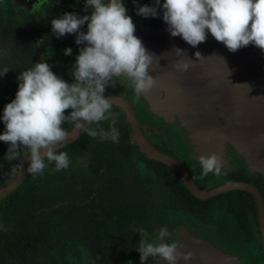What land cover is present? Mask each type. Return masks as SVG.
<instances>
[{
  "label": "clouds",
  "instance_id": "1",
  "mask_svg": "<svg viewBox=\"0 0 264 264\" xmlns=\"http://www.w3.org/2000/svg\"><path fill=\"white\" fill-rule=\"evenodd\" d=\"M133 5L138 16L161 17L172 37H180L193 48L206 42L210 34L229 52L250 44L264 52V0H153L151 6H140L138 0H133ZM89 10L90 15L66 12L50 21L57 38L75 34V43L83 45L71 70L74 82H66L46 60H40L17 75L15 98L4 106L0 141L9 145L4 159L19 160L21 173L25 171V160L26 171L33 176L44 173L46 161L54 163L56 171L70 166L68 154H57L55 150L69 137V130L62 127L65 122L89 137L118 143L120 132L115 125L119 115L112 111L106 88L122 81L130 84L135 97H140L156 85V77L149 75L155 55L134 35L136 25L124 0H84V11ZM85 24L86 32L81 31ZM173 50L177 57L185 54L180 48ZM71 53V48L64 51L66 56ZM10 55V49L0 48V60ZM195 56L202 58L199 52ZM191 66L192 60L186 59H177L172 65L178 72H187ZM9 70L0 67V77ZM66 110L71 111L66 115ZM105 121L109 122L108 130L100 127ZM93 124L97 127H91ZM197 160L203 176L222 174L223 159L218 153L200 155ZM139 231L136 250L141 264H147L149 258L156 264L161 260L166 264H188L195 259L193 252L181 251L182 245L175 240L169 242L173 233L167 226L159 228L152 242L145 229Z\"/></svg>",
  "mask_w": 264,
  "mask_h": 264
},
{
  "label": "trees",
  "instance_id": "2",
  "mask_svg": "<svg viewBox=\"0 0 264 264\" xmlns=\"http://www.w3.org/2000/svg\"><path fill=\"white\" fill-rule=\"evenodd\" d=\"M44 19L47 28L51 29L50 21L61 16V8L75 9L76 4L84 0H49ZM127 10L133 5V0H124ZM153 0H138V4L151 6ZM12 35L8 26L0 34V41ZM16 71L20 67L15 66ZM18 85L15 83H0V115L4 106L14 98ZM112 111L118 113L119 120L115 125L119 132V142L101 141L92 138L84 132L75 142L57 151L66 152L71 161L67 169L56 171L55 164L46 163L42 175H28L23 183L7 198L0 201V250L12 263L33 257L40 252H47L52 247V228L44 217L49 214H65L72 220L77 229L93 240L100 248L106 249L115 242L118 235L125 230L137 234L139 225L151 218L149 212H142L133 204H119L107 200L97 182L110 175L125 170L120 164L129 160L133 149L131 129L123 115L115 107ZM68 110H66V113ZM91 127L96 128L95 124ZM100 127L108 130L109 122H101ZM4 131L0 129V134ZM9 145L0 141V153L6 154ZM83 157L88 159V170L91 173L92 193L85 196L77 190L82 171L74 170L77 161ZM11 166H14L10 164ZM150 167L156 177L161 179V185L169 208L188 214L197 220L210 223L215 210V200L229 201L226 209L238 210L239 201L249 198L248 209L255 212L253 198L243 191H232L209 200H199L193 197L183 186L181 180L167 166L151 160ZM233 180H240L234 178ZM4 180L0 179V187ZM228 203V202H227ZM237 214V213H236ZM6 229V230H5Z\"/></svg>",
  "mask_w": 264,
  "mask_h": 264
},
{
  "label": "rangeland",
  "instance_id": "3",
  "mask_svg": "<svg viewBox=\"0 0 264 264\" xmlns=\"http://www.w3.org/2000/svg\"><path fill=\"white\" fill-rule=\"evenodd\" d=\"M36 1L32 3V0H27L22 7L19 5L18 0H0V34L7 26L12 31V35L9 38L0 41V48L11 50L9 57L0 60V67L6 66L10 69L3 77H0V83L3 85L11 82L18 85L17 75L33 66L34 63L40 62V60H46L51 65L52 71L66 82H74L71 70L75 63V58L79 54V48L83 47V45L75 43V34H66L57 38L51 29L46 27L44 19L46 7L51 4L50 1ZM66 12L75 13L78 16L91 14V10L88 12L84 11V2L77 3L75 10H62L61 15ZM128 15L132 17L134 23L141 19V22L147 25L152 24L144 29V32L150 31L149 33H151L152 27V30L156 28L161 18L138 16L134 5L131 6ZM81 31L86 32L82 28ZM68 48L72 49V53L66 56L64 51ZM15 66L20 67V71H16L14 69ZM122 84V81H117L113 85L108 86L105 95L118 93L120 91L119 86ZM125 90L127 91L121 92L126 94L131 103H136L137 98L134 93L128 88ZM0 117L2 116L0 115ZM140 122L148 139L149 136L153 135L156 139L161 140L162 133L155 132V129H153L155 126H147L145 119L140 120ZM62 127L68 130L71 129V125L67 122ZM3 128L4 124L0 120V129ZM235 156L241 159L237 153ZM4 157L5 154L0 153V179L4 180L3 186H6L11 179L13 169L20 161L14 159L8 162ZM150 162L151 160L135 147L130 159L120 162L125 170L100 180L97 185L107 200L119 204H133L140 211L149 212L152 215L150 219L139 225V230L143 228L149 233L150 242L156 240L161 226H167L170 232L173 233L169 239V242H172L175 240L177 229L185 221V217L181 212H174L168 208L161 179L154 176ZM238 163L241 165L240 161ZM74 170H80L82 171L80 174H83L76 187L78 192H83L85 196L90 195L92 193L91 173L88 170L87 157L79 159ZM220 177L213 176L206 190L213 189L222 182ZM223 215V209L218 208L214 215V224L222 227V229L230 230L232 228L230 223L221 219ZM43 220L52 228L51 249L17 263L9 261L5 257L4 252L0 250V264H129V262L131 264H141L139 252L136 250L140 240L139 230L137 234H133L130 230L123 231L118 235L115 242L103 249L89 239L87 234L79 231L75 223L65 214H49ZM246 245L257 247L259 243L257 238H252L246 242ZM254 251L258 254V250ZM148 261H152V259L149 258Z\"/></svg>",
  "mask_w": 264,
  "mask_h": 264
},
{
  "label": "flooded vegetation",
  "instance_id": "4",
  "mask_svg": "<svg viewBox=\"0 0 264 264\" xmlns=\"http://www.w3.org/2000/svg\"><path fill=\"white\" fill-rule=\"evenodd\" d=\"M35 2L37 1L35 0ZM75 9L61 8V14L62 10L67 11ZM135 25L136 31L134 35L142 41L145 42L144 37H148L150 34L155 35V28L152 30L153 27L151 28V33H149L150 31L144 32V29L152 24L147 25L144 22H141V19H138L137 22H135ZM82 29L87 31L86 24L82 26ZM170 38V33L165 30L162 38L159 39L168 46V51L172 54V56H174L173 60L168 61V59L167 63L163 65V75L166 76L165 85L161 87L156 84L151 91L155 94H160V99L164 102L166 101L168 105L170 104V94L166 95L167 92L170 91L172 93L177 91L179 93L181 109L183 108L184 112L188 113L190 116H194L195 119L215 117L221 122H224V118L226 117V119H228L227 122H229V120L232 121L233 119V110H236L235 115H237L243 122L244 113H241L240 106L244 101V97H241L238 93H246L249 89L245 88L244 83H242L241 87L233 86V65L228 63V56L216 54L218 42L209 34L206 42L201 43L195 48L190 46L194 52H199L202 58L198 60L195 54L187 56L186 60H192V66L187 72H178L172 67V65L177 59H181V57H177L175 51L173 50L175 47L170 44V42L175 41ZM178 41L180 43H186L182 39H178ZM152 67L157 70L154 71ZM152 67L149 68V75L156 77L157 74H160V71H158V66L155 65L154 62ZM124 88H128V90L130 89L132 93H134L130 84L123 82V84L119 86L120 91L118 93L106 94L105 96L115 95L122 97L132 109L139 128L146 140L161 153L177 160L185 168L196 185L199 188L206 190L209 187V181L212 180V177L215 175L211 173L208 176L202 175V169L197 160L198 155H196L193 146L190 144L188 127L182 119V115L179 113L181 115L179 117L178 115L173 114L170 118L173 121L166 122L163 118L150 112L149 105L147 102H144L141 96L136 97V103H131V101L126 97V94L121 92L127 91ZM115 108H117L120 114L124 117L121 109L118 107ZM69 111L71 110H68V112ZM262 112L264 115V110ZM143 119H145L147 126H155L153 129H155V132H161V137L163 139H156L153 135L149 136L148 139L144 134L143 127L140 122V120ZM159 128H161V130H159ZM210 138L214 139L211 135H205L203 142L210 141ZM132 143L135 144L133 141ZM225 154L226 164L224 165L222 174L220 175L222 182H220L217 186L228 182H235L237 180L233 179L239 178L240 180L238 181L251 183L259 191L264 205L263 175L259 172H252L243 160L235 156V148L229 143H225ZM238 160L241 162V165H239ZM164 198L169 208L165 194ZM253 201L255 204V212L251 214L247 205L248 202H250L248 197H245V200L238 202L240 205L238 210H234V208L227 210L226 207L230 206L229 201H227V203L224 200H215L214 204L216 208L212 213V221L210 223L201 222L196 218L181 212L185 217V221L177 229L175 233V241L179 243V234L182 227L185 225L187 231L189 230L191 232L192 237L200 238L205 242L218 247L219 250H225L234 254L241 262L239 264H264L262 229L254 198ZM218 208L223 209L224 215L221 219L230 223V226L232 227L230 230L222 229V227H218V225L214 224V215ZM207 230H209V232H207ZM252 238H257L259 246L249 247L246 245V242L250 241ZM254 250H258V254H256Z\"/></svg>",
  "mask_w": 264,
  "mask_h": 264
},
{
  "label": "water",
  "instance_id": "5",
  "mask_svg": "<svg viewBox=\"0 0 264 264\" xmlns=\"http://www.w3.org/2000/svg\"><path fill=\"white\" fill-rule=\"evenodd\" d=\"M26 1L27 0H18V3L23 7ZM33 2H35V0H32V3ZM166 29V23L160 18L154 30L155 35L150 34L148 37H144L145 42L148 41L147 43L150 45L155 44L157 52L163 57L164 61H161L162 63L153 61L154 64L158 66V71H160V74H157L156 76V84L161 87L165 85L166 81V76L163 75V65L167 63L168 59V61H171L174 58V56L168 51V46L159 40L162 38L163 32ZM170 39L175 41L170 42L175 48L184 50L185 54L181 59H187V56L196 53L189 44L183 42L180 43L178 41V39H181L180 37L171 36ZM216 54L228 56V63L233 65V86L241 87L242 83H244L245 88L249 89L246 93H238V95L244 97V101L241 105L242 107L240 106L241 113H244V121L242 122L240 118L235 115L236 110H233V119L232 121L229 120V122H227L228 119H226V117L224 118V122H221L215 117L201 119H195L194 117L193 120H197L206 127L204 131L205 135H211L212 138H214H210V141L204 142V148L216 145L221 149L222 155L226 159L225 143H229L235 148L236 153L247 164L252 172H259L264 177V168L256 164V162L260 163L264 161V115L262 112L264 110V52L250 44L249 46L241 48L233 53L229 52L222 43L218 42ZM166 95L170 96V104H167L166 106L164 105V101L160 99L161 95L155 94L152 91L147 93V97L141 95V98L144 102H147L152 114H155L168 122L173 121L170 119L173 114L180 117L179 111L181 110V106L179 93L177 91L172 93L168 91ZM106 97L111 99L114 107H118L123 112L125 120L131 129L132 141L137 145L139 150L151 160L159 162L175 172L183 186L193 197L199 200H209L231 191H244L249 193L256 202L264 245L263 199L259 191L251 183L235 181L219 185L210 190L199 188L189 176L185 168L177 160L161 153L146 140L139 128L132 109L122 97L115 95H107ZM83 133V131L78 132L71 128L69 130L68 139L57 145L55 150L58 151L75 142ZM219 135H221L220 140L218 138ZM247 154H251L254 157V162L248 160ZM23 166L25 171L21 173L16 165L12 171L9 183L6 186L0 187V201L7 198L28 177L29 174L26 171V168L28 167L27 160L24 161ZM192 261L193 264H217L214 260L205 258L193 259L190 264H192ZM159 263L163 264L162 261H159ZM147 264H156V262L152 260L148 261Z\"/></svg>",
  "mask_w": 264,
  "mask_h": 264
},
{
  "label": "bare ground",
  "instance_id": "6",
  "mask_svg": "<svg viewBox=\"0 0 264 264\" xmlns=\"http://www.w3.org/2000/svg\"><path fill=\"white\" fill-rule=\"evenodd\" d=\"M142 43L145 46V48L148 50V52L155 55L153 58V61L159 62V63L161 61L162 62L164 61L161 54L157 52V48L155 44L150 45L149 43L144 42V41H142ZM144 96L147 97V94H144ZM164 105L165 106L167 105L166 101L164 102ZM179 113L182 115L181 116L179 114L182 117V119L185 121L188 127L189 141L191 145L193 146L196 155L198 156L209 155L213 152L218 153L223 159V167H224V165L226 164V159L222 155V151L221 149H219L218 146L212 145L208 147L209 149L204 148L205 144L203 140L205 136L204 131L206 127L200 122H198L197 120L194 121L193 120L194 116L192 115L190 116L188 113L184 112L182 109L180 110ZM218 138L220 140L221 135H219ZM247 158L250 162H254V157L251 154H247ZM256 164L264 168V161L260 163L256 162ZM179 244L182 245V248L180 249L181 251L193 252L195 255V259H204V258L210 259V260H214L215 262H217V264H239L241 263L234 254L229 253L225 250H219L218 247L212 244H209L200 238L192 237L191 232L189 230L187 231L185 225L182 227V230L180 231V234H179ZM162 262L163 264H166L165 261H162ZM190 262L191 261H189L188 264H190ZM179 264H185V262L180 261ZM192 264H193V261H192Z\"/></svg>",
  "mask_w": 264,
  "mask_h": 264
}]
</instances>
